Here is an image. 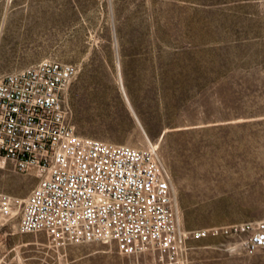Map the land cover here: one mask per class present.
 Wrapping results in <instances>:
<instances>
[{
	"label": "rangeland",
	"instance_id": "rangeland-1",
	"mask_svg": "<svg viewBox=\"0 0 264 264\" xmlns=\"http://www.w3.org/2000/svg\"><path fill=\"white\" fill-rule=\"evenodd\" d=\"M44 59L77 66L79 135L154 147L181 230L264 221V0H0V77ZM37 182L0 168L18 202ZM5 232L0 264H264L247 233L186 239L160 263L114 241L55 247L18 217Z\"/></svg>",
	"mask_w": 264,
	"mask_h": 264
},
{
	"label": "built area",
	"instance_id": "built-area-1",
	"mask_svg": "<svg viewBox=\"0 0 264 264\" xmlns=\"http://www.w3.org/2000/svg\"><path fill=\"white\" fill-rule=\"evenodd\" d=\"M77 72L44 59L0 77V168L38 177L20 202L0 191V249L16 217L20 233L42 231L55 247L114 241L122 254L150 251L160 263H173L189 238L247 233V252L264 248V221L181 230L151 145L79 135L66 99Z\"/></svg>",
	"mask_w": 264,
	"mask_h": 264
},
{
	"label": "bare ground",
	"instance_id": "bare-ground-1",
	"mask_svg": "<svg viewBox=\"0 0 264 264\" xmlns=\"http://www.w3.org/2000/svg\"><path fill=\"white\" fill-rule=\"evenodd\" d=\"M138 148V147H137Z\"/></svg>",
	"mask_w": 264,
	"mask_h": 264
}]
</instances>
